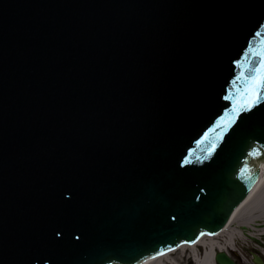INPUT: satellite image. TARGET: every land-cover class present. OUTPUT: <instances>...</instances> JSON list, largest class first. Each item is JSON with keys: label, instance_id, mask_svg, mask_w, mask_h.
<instances>
[{"label": "water", "instance_id": "95a60500", "mask_svg": "<svg viewBox=\"0 0 264 264\" xmlns=\"http://www.w3.org/2000/svg\"><path fill=\"white\" fill-rule=\"evenodd\" d=\"M262 42L264 0H0V264H140L222 229L264 102L201 153Z\"/></svg>", "mask_w": 264, "mask_h": 264}, {"label": "snow or ice", "instance_id": "6c2138e0", "mask_svg": "<svg viewBox=\"0 0 264 264\" xmlns=\"http://www.w3.org/2000/svg\"><path fill=\"white\" fill-rule=\"evenodd\" d=\"M249 56L258 57V63L252 66L253 61L248 59ZM245 63L249 65L248 72H250L251 75H246L244 71H241L233 82L240 84V87L236 89V95L240 96L241 99L234 105L229 119L225 123L217 125L219 134L211 140L208 147L201 153L203 160L212 157L222 142L223 137L236 122L241 113L250 112L258 103L264 102V42H262L259 50H253L245 54ZM228 98L231 99V97ZM196 159L203 162L200 156H197ZM185 162L189 163L192 161L189 159Z\"/></svg>", "mask_w": 264, "mask_h": 264}, {"label": "bare ground", "instance_id": "6f19581e", "mask_svg": "<svg viewBox=\"0 0 264 264\" xmlns=\"http://www.w3.org/2000/svg\"><path fill=\"white\" fill-rule=\"evenodd\" d=\"M264 186V185H263ZM263 186L256 192V194L253 196V198L250 200V202L255 198V197H258V195L260 194L261 192V189L263 188ZM264 193H262L261 196H263ZM249 202V203H250ZM249 203L244 207L242 208L239 213L233 218L232 220V223L230 224L231 226V230L229 232H227L224 236H226L227 240L224 241V246L221 244L222 242H220V238L221 237H210V236H206V237H203L198 244H202L206 247V254L202 257V259H198L196 264H214V253L216 250L218 249H222V250H225L227 247H233V241L234 240L237 244V241L238 242H242V238H241V235L240 234H236L235 231H232L233 227H234V224L235 222H239V223H249V224H257L255 223L256 221V216L255 215H249V216H242V213L244 211V209H246L249 205ZM254 220V221H253ZM248 226V225H246ZM249 228H254L252 227V225H249L248 226ZM258 229V228H257ZM263 229V232L261 233H264V228ZM260 229V230H262ZM230 237V240L228 239ZM232 239V240H231ZM197 246V245H196ZM191 247H194V246H191ZM185 249H187V247H183ZM193 249H196V248H193ZM162 257L160 258H157V259H152L151 261H149L147 264H165V258L164 259H161ZM169 257H167L166 259H168Z\"/></svg>", "mask_w": 264, "mask_h": 264}, {"label": "rangeland", "instance_id": "374dc122", "mask_svg": "<svg viewBox=\"0 0 264 264\" xmlns=\"http://www.w3.org/2000/svg\"><path fill=\"white\" fill-rule=\"evenodd\" d=\"M262 193H264V186L261 189L260 194L258 195V197H255L248 205V207L246 209H244L242 215L240 217L244 216H249V215H259L260 213H264V194L263 196ZM240 227L235 228V232L241 234L239 231ZM260 230H257L256 232H258ZM244 238V242H245V247L244 248H238L240 251H238L239 255L238 256L239 260L245 264H252L251 263V250H253V248H260L258 245L255 244L253 238H247L245 236H243ZM202 251V248H199ZM189 249L185 251V256H189L190 255ZM184 253H180L178 255V257H176L174 260L171 261V263L168 264H176V262L179 261V257L182 256ZM171 260V259H170ZM186 261V260H185ZM167 263V261H166Z\"/></svg>", "mask_w": 264, "mask_h": 264}, {"label": "flooded vegetation", "instance_id": "af4514ba", "mask_svg": "<svg viewBox=\"0 0 264 264\" xmlns=\"http://www.w3.org/2000/svg\"><path fill=\"white\" fill-rule=\"evenodd\" d=\"M182 260H183V258H182ZM183 264H192L191 262H185V263H183Z\"/></svg>", "mask_w": 264, "mask_h": 264}]
</instances>
